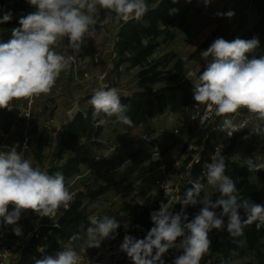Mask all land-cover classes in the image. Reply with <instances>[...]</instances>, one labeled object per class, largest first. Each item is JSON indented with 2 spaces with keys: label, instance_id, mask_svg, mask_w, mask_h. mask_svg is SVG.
<instances>
[{
  "label": "clouds",
  "instance_id": "9594fccd",
  "mask_svg": "<svg viewBox=\"0 0 264 264\" xmlns=\"http://www.w3.org/2000/svg\"><path fill=\"white\" fill-rule=\"evenodd\" d=\"M202 2L207 7L212 0ZM28 3L36 10L22 16L20 27L12 30L11 38L0 42V108H9L13 99L48 94L60 73L74 60L73 56L57 53L53 45L66 37L68 46L80 52L90 28L98 23L101 9L107 13L100 21L102 24L113 19L112 13H115V19L129 22L139 21L148 11L146 0H28ZM216 15L232 18L235 12L229 10ZM11 19V12H6L0 17V24ZM259 46L257 37H237L230 41L219 37L201 52L207 64L199 75L200 83L194 87V100L197 104H206L209 111L214 107L216 116L225 117L219 131L229 137L243 128L228 118L240 109L247 110L260 125H264V55H254ZM89 104L94 119L103 114L115 117L129 127L133 124L127 115L128 106L121 103L116 88L101 86L94 89ZM252 130L264 134V127L254 126ZM18 147L13 146L7 153L0 152V224L5 226L16 225L22 212L27 210L51 218L61 206L68 207L73 199L62 173L50 175L33 167L32 162L24 158L23 151H17ZM221 147L223 145L216 151L219 152ZM158 158V148L153 149L152 159ZM244 164L250 172L264 170V163H257L251 157L245 159ZM226 167L223 155L214 157L207 165V184L219 191V198L213 200L209 194L201 197L204 184L189 180L191 187L179 202L180 212L173 213L168 207L161 206L159 211L150 214L154 226L143 239L124 236L120 250L132 264H165L164 255L176 247L178 240L182 254L174 258L173 264H200L211 245L209 233L225 226V217L227 231L233 238L242 237L244 227L253 223L257 230L264 227V205L240 200L235 182L225 174ZM187 174L191 175L190 172ZM198 202L203 207L189 220L185 209ZM218 208L222 209L219 214L215 211ZM241 209L246 218L242 219ZM89 221L90 226L86 229L88 247H99L103 239L109 238L120 227L115 217L107 215L93 216ZM14 233L22 234L19 227L14 228ZM78 238L73 236L70 240ZM235 242L239 246L245 244L243 240ZM79 260L78 253L69 243L54 255L35 259L34 264H78Z\"/></svg>",
  "mask_w": 264,
  "mask_h": 264
},
{
  "label": "trees",
  "instance_id": "16d2710c",
  "mask_svg": "<svg viewBox=\"0 0 264 264\" xmlns=\"http://www.w3.org/2000/svg\"><path fill=\"white\" fill-rule=\"evenodd\" d=\"M148 11L139 20L121 21L117 34L114 52L118 59L116 68L122 64L129 63L132 67L140 70L137 76L138 91L131 96H120L121 103L128 106L127 115L130 116L133 124L131 127H138L148 123L150 120L161 117L166 113L180 114L190 106H201L194 100V87L196 84L188 79H182L181 74L184 69L185 61L176 53L169 52L157 56V51L164 44L174 41L175 34L167 27L163 26L175 3L173 0H146ZM28 0H11L12 19L3 27V40L7 42L12 35L14 28L20 27L19 19L27 15ZM255 7L260 16L259 22L252 28L248 36L242 39L264 37V0H256ZM190 6L188 9H191ZM107 13L101 9L99 11L96 29L103 26V21ZM115 17V13H112ZM203 49L201 46L197 53ZM201 69L197 77L202 73ZM200 83V82H199ZM3 108H0V115ZM103 115V114H101ZM98 117L93 118V108L87 112H79L71 122L63 128L62 134L57 144V154L59 157L67 155L65 162L58 167L64 179H71L78 175L81 166L87 161V146L80 142L82 138L92 141L100 133V125H97ZM240 136L234 137L224 148L221 155L225 157L226 171L236 184L238 198L248 199L250 202L264 205V190H257L254 182L255 176H262L257 171H248L244 163L234 160L238 154L242 141ZM209 146V144H208ZM188 176L187 184L183 189V195L191 187L189 180H199L201 182L202 165L194 166ZM104 190L78 193L67 208L62 209V213L56 223L43 229L42 237L33 241L21 252L15 264H34V256L38 245L51 239L59 238L64 243L76 245L77 242L85 237L86 229L90 226L87 219L83 202L96 200V197ZM220 193L217 189L212 192L213 200L219 198ZM202 197V195H201ZM163 203L160 193L144 198L142 209L139 215L133 220L132 224L120 226L112 237L122 234H132L136 231H149L154 225L150 214L159 211ZM203 207L201 203L197 207L189 205L186 212L189 220ZM181 210V204L172 209L173 213ZM219 214L222 209H216ZM240 215L246 218L243 209ZM225 226L217 238L211 241L209 251L202 257L200 264H230L231 255L237 258L251 257L259 264H264V227L257 230L255 223L244 227L242 237L233 238L227 231V217L224 218ZM78 236L76 240L71 237ZM245 241L244 246H239L235 241ZM176 244H180L178 240ZM182 254V250L178 255ZM210 261V263H208Z\"/></svg>",
  "mask_w": 264,
  "mask_h": 264
},
{
  "label": "rangeland",
  "instance_id": "374dc122",
  "mask_svg": "<svg viewBox=\"0 0 264 264\" xmlns=\"http://www.w3.org/2000/svg\"><path fill=\"white\" fill-rule=\"evenodd\" d=\"M255 1L256 0H242V12L247 9V6H249L252 8L254 16L256 17V14L258 16L259 14L255 7ZM10 5L11 0H0V17H2V15L6 12H11ZM190 6H192V8L188 9ZM33 8V6L29 5L27 14L33 12ZM188 8L186 10L187 12L194 11L199 13L201 10H203V7L199 9L198 6L192 2V0ZM177 11H179V8H177ZM174 15V12L173 14L170 12L163 26L170 29V31H172L174 34L177 31L175 38L178 35L177 43L180 45V49H182L181 51L183 52L184 57L187 58L184 60L185 65L181 74V78L188 80L191 79V82L198 84L200 81L197 77V74L201 69H204L207 64V60L201 56V52L206 50L216 38L223 37L226 40H232L233 34L236 31L234 28V22L231 20L225 21V17L220 16H218L219 19H217V16L214 14L212 16V20H217L219 24H221L217 29L211 32L205 40H203V37L206 36L207 32H204V36L202 38L197 37L198 39L196 40L195 44H200L196 50V46H187L184 43L185 37H182L181 34L189 33V35L193 34V36L196 37L199 35L200 30L195 28L197 27L196 25L191 26V28H189L190 26L187 27L186 21L182 22V20H180L177 25L173 26L175 21L174 19L176 18H170ZM6 23L0 24V30L3 29ZM225 23H227V25H224ZM239 23V25L242 26L246 22L241 17ZM120 24L121 21L113 17L109 23L103 24V26L99 29H96L95 25L92 26L89 33L84 38L85 43L81 48L86 46L85 53H87V57L93 56L94 68L100 65V52L103 51L104 48H108L109 57L107 58V87L120 89L121 85H125L127 93H132V90H134L135 87H137V90H139L136 81L140 69L138 67L130 66L129 63L122 64L119 68H116L115 65L117 64L118 59L115 52L114 58H111L113 55L110 51L112 48H115ZM254 26L250 27L246 31L241 32L239 38H246ZM186 29L188 30L186 31ZM259 41L260 46L255 52L261 48L264 37H261ZM66 44L68 49L73 50L68 46L67 39ZM166 45L167 44L162 45L157 51V56L154 57L165 54L163 47H166ZM201 46H203V49L197 53ZM88 50H90V52H87ZM75 56L78 59L81 58L80 53ZM95 60H97V62H95ZM120 80H122L121 83ZM87 99L88 98H84V100ZM90 108H92L91 105L88 108L87 106H84L83 109L85 112H87V110ZM48 109L52 110L53 108L49 106ZM175 115L166 113L163 116L154 118L148 123L138 127H129L128 125L122 124L118 122L115 117L109 118L104 115L98 117L99 122L97 125H100L101 127L99 135L94 137L92 141H88L86 138H82L80 140L81 143L87 146L86 163L81 166L78 175L71 179H64L66 188L73 196L72 201L78 195V193H89L104 190L102 194L96 197V200L92 202L89 200H84L83 207L88 220L93 216L102 218L103 216L107 215L110 217H115L120 226L130 225L139 215L142 209L144 198L158 193V190L154 185V179L156 177L155 167L149 161L151 147L150 144L143 139V137L148 136L157 141L164 149V152L168 158L175 157L177 153L180 152L181 146L188 136V133L185 132L187 131V127H185V119L187 118L185 112L183 111V113L177 114V116ZM180 126H183V134L182 136H177L174 134L173 130ZM38 133L40 135L39 142H37L36 150L33 154L35 162H33L32 165L33 167H39L42 171H46L50 175H54L59 172L58 167H60V165L65 162L67 155H63V157L58 156L57 144L59 139H57V136L54 137L49 134L48 129L41 127ZM238 136H240L239 139L242 141L243 138L241 137V134ZM247 136L248 138H251V144L248 145V147L250 146L251 149L244 150V147V149L241 148V152H239L237 155L236 161L244 163L245 159L251 157L257 163H264V157L261 156L264 154V135L261 136V134H259V136L262 138V140L259 139L260 142L258 141L260 144L257 142L258 138L256 139L250 134H247ZM211 152V145H207L203 154V159L205 160L211 154ZM251 152H256L255 156H253V154L250 155ZM254 157L262 158L258 160ZM122 165H124L123 168H121ZM257 173L261 174L262 176L256 175L254 178L256 189L263 191L264 170H260ZM214 190L215 188L205 184L201 195L202 197L204 194H209L212 196V192ZM181 200H179V202ZM179 202L175 204V206L179 205ZM198 205L199 202L194 206L197 207ZM62 209H65V207L61 206L56 211L54 216L51 218L48 217L46 219V224L50 226L56 223L62 213ZM221 229H214L209 233V238L211 241L219 236ZM180 250H182L180 244H176L175 248L169 249V251L163 257L165 264H173V260L175 257H177ZM208 263H210V261ZM229 263L259 264L251 257L237 258L234 255L229 257ZM130 264H132V262Z\"/></svg>",
  "mask_w": 264,
  "mask_h": 264
},
{
  "label": "built area",
  "instance_id": "2783aa9c",
  "mask_svg": "<svg viewBox=\"0 0 264 264\" xmlns=\"http://www.w3.org/2000/svg\"><path fill=\"white\" fill-rule=\"evenodd\" d=\"M3 40V32L0 30V42ZM58 48V43L53 45ZM257 57L264 55V41L261 48L254 53ZM74 60L62 72L77 71L80 61L75 56ZM251 58V56L249 57ZM97 62V60H95ZM61 72V73H62ZM38 97L13 99L9 108H3L0 115V152H9L13 146L18 145L17 151H23L24 158L33 150L34 123L38 116ZM187 109V110H186ZM184 110L186 114L185 127L188 133L187 139L181 146L180 152L173 158H168L162 146L153 138L144 136L151 147L149 161L155 167L156 177L154 185L163 197L161 206H166L170 211L178 205L179 200L184 198L183 189L187 184L188 174L196 165H202L201 183L207 184V165L218 158L230 141L243 133H254L253 127L256 118L249 114L247 110L240 109L235 114H230L228 118L242 129L233 133L231 137L227 133L219 131L225 117L216 116L215 108L209 111L206 104L201 106H190ZM177 136H182L183 126L173 130ZM211 145L212 152L204 160L203 154L206 146ZM220 145V151L216 148ZM26 146V147H25ZM159 150V158L153 160V149ZM48 217H40L37 213L27 210L22 212L20 220L16 225L0 224V264H15L19 255L29 244L42 237L43 229L49 227L46 224ZM21 229V235L14 233V228ZM148 231H136L132 234H122L118 237H109L101 241L99 247H88L87 235L80 239L76 245L71 247L78 253L80 260L78 264H130L132 261L126 253L120 250V244L125 235H131L137 239H143ZM68 245L59 238L51 239L36 248L35 259H40L44 255H54L56 252ZM43 248L44 251H38Z\"/></svg>",
  "mask_w": 264,
  "mask_h": 264
},
{
  "label": "crops",
  "instance_id": "0c3cea01",
  "mask_svg": "<svg viewBox=\"0 0 264 264\" xmlns=\"http://www.w3.org/2000/svg\"><path fill=\"white\" fill-rule=\"evenodd\" d=\"M225 1L212 0V2L206 7L204 3L202 2V0H192V2L196 4L199 9L203 7V10H201L199 13H196L194 11L193 12L186 11L189 4L191 3V2L190 3L187 2V0H177V2H175V7L171 11V14H173L174 12L175 15L170 18V19L176 18L174 19L175 21L173 23V26L177 25L178 22L182 20V22L186 21L187 27L190 26L189 28H191V26L196 25L197 27L195 28L200 30L199 35L196 37H194L193 34L189 35V33L181 34L182 37H185L184 43L187 46L194 45L196 46L195 49L197 50L200 43L198 42L199 44L196 45L195 44L196 40L198 38H202L204 36V32H207L206 36L203 37V40H205L206 37L211 32H213L215 29L218 28V26L221 23L219 24L217 20H212L213 19L212 16L214 14L215 16H217L216 15L217 12H227L229 10H232L235 12L234 17L224 18L225 21L231 20L234 22V28L236 29V31L233 34L232 40L239 37L241 32L246 31L247 29L256 25L259 22L260 16L259 15L257 16L256 14V17H255L251 7L247 6V9L242 12V7H243L242 0H234V1L225 0ZM177 8H179V11H177ZM35 10L36 9L33 8V11ZM241 17L246 22L245 24L242 25L243 27L239 25ZM217 19H219L218 16H217ZM197 20H200L201 22ZM224 25H227V23H225ZM188 29H186V31ZM176 33L177 31L175 32V34ZM66 39L67 38L65 37L57 41L58 48L56 49L53 48V49L57 53L63 54L65 56H75L80 53L81 58L79 59V61L81 62V64H80V67L77 69V71L68 70V71L60 73L59 77L56 80L55 86L52 88V90L48 94H41L37 96L39 110H38L37 120L34 123V127H33V131H34L33 150L31 153L27 155V158H26V159H29L32 162V164L33 162H35L33 154L36 150L37 142H39L40 135L38 131L41 129V127L48 129L49 134H51L54 137L57 136L58 137L57 139H59L64 126L68 124L69 122H71L77 113L79 112L85 113L83 109L84 106H87V108L90 106L89 100L93 94V90L98 89L101 86H103L105 89H108L107 87L108 86L107 58L109 57L108 48H104L103 51L100 52V65L94 68L93 56L87 57V53H85L86 46L81 48L80 52L70 50L66 46L67 45ZM177 42H178V35L176 36L175 40L171 44H167L166 47H163L164 48L163 50L165 53L175 52L176 54H178L179 57L185 60L183 52L181 51L182 49H180V45ZM87 52H90V50H88ZM110 52H112V55H113L111 58H114L115 56L114 48H112ZM121 82L122 80H120V83ZM116 89H117L119 96H131L133 93L138 91L137 87H135V89L132 90V93H127L125 85L124 86L121 85L120 89L118 88ZM84 98H88V99L84 100ZM49 106H51L53 109L52 110L48 109ZM188 108L190 109V107ZM175 116H177V114ZM255 124L257 126L264 127V125H260L257 120L255 121ZM247 134L254 136L256 139L258 138L257 142L258 141L260 142V140H262L261 136L264 135V134H261V136H259V135H255L254 133L241 134V137L243 139H242L240 150L243 147L245 148V149L243 148L244 150L251 149L250 146L248 147V145L251 144L250 143L251 138H248ZM259 142L258 144H260ZM240 150L239 152H241ZM255 153L256 152H251L250 155L253 154V156H255ZM237 155L234 157L235 161H236ZM261 156L264 157V154H262ZM254 158H257V157H254ZM261 158L262 157H258L257 159L259 160Z\"/></svg>",
  "mask_w": 264,
  "mask_h": 264
}]
</instances>
